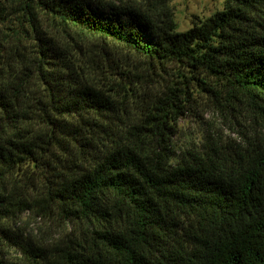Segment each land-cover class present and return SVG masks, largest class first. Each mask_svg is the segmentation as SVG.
<instances>
[{
    "label": "trees",
    "instance_id": "obj_1",
    "mask_svg": "<svg viewBox=\"0 0 264 264\" xmlns=\"http://www.w3.org/2000/svg\"><path fill=\"white\" fill-rule=\"evenodd\" d=\"M21 1L30 51L0 27V221L36 203L70 230L43 247L0 225L23 257L0 264H264V0H224L183 32L171 0ZM38 11L189 76L137 106L138 76L99 79L42 36ZM192 91L238 140L177 150Z\"/></svg>",
    "mask_w": 264,
    "mask_h": 264
},
{
    "label": "rangeland",
    "instance_id": "obj_2",
    "mask_svg": "<svg viewBox=\"0 0 264 264\" xmlns=\"http://www.w3.org/2000/svg\"><path fill=\"white\" fill-rule=\"evenodd\" d=\"M105 1L118 4L127 0ZM223 4L224 0H171L170 6L173 10L176 31H186L199 21L209 18L221 11ZM21 9V0H0V27L8 26L11 28L10 33L19 32L21 43L29 52L33 41L23 31H28L29 26L21 16ZM37 19V26L42 36L52 40V44L56 47L70 49L76 62L94 61L98 65L99 79H118V76H114L115 72H128L131 76H138L141 86L146 90V95L140 97L137 106L142 105V101H148L155 90L160 88L159 84L167 83L168 85L171 82H177L180 74L187 75L184 70L174 64L151 66L143 58L117 44L83 33L70 25L60 23L59 20L53 21L40 11L37 13ZM100 82L103 83L102 80ZM191 94L190 110L179 119L177 134L174 137L178 151L201 144L208 138L220 139L225 143L238 140L240 128L234 124L228 114L214 110L211 105H205L204 97L195 91ZM32 174L23 187L27 188L25 192L29 196H36L44 180L41 175ZM17 181L21 180L17 179ZM0 225L8 229L10 233L16 236L21 235L23 239L43 247H49L70 230L66 222L56 217L52 211L43 208L42 204L36 203H32L31 208L24 213L0 221ZM0 254L9 262L23 261L19 250L12 247L1 235Z\"/></svg>",
    "mask_w": 264,
    "mask_h": 264
}]
</instances>
